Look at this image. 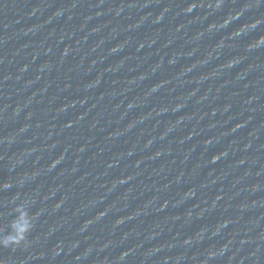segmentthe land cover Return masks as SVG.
Returning <instances> with one entry per match:
<instances>
[{"label": "water", "instance_id": "1", "mask_svg": "<svg viewBox=\"0 0 264 264\" xmlns=\"http://www.w3.org/2000/svg\"><path fill=\"white\" fill-rule=\"evenodd\" d=\"M209 2L0 0V264H264V0Z\"/></svg>", "mask_w": 264, "mask_h": 264}, {"label": "clouds", "instance_id": "2", "mask_svg": "<svg viewBox=\"0 0 264 264\" xmlns=\"http://www.w3.org/2000/svg\"><path fill=\"white\" fill-rule=\"evenodd\" d=\"M224 0H214V2H209L206 6L207 8L213 10V11H219L223 7ZM205 7V4L203 2H193L189 4V6L185 9L186 13L191 14L195 9ZM235 19V17L229 16L227 19L224 20V23L216 24L213 23L209 25L207 31L209 33L213 32L214 30H222L228 27V25L231 23V21ZM260 21L257 20L256 22L245 24L242 27H240L237 31L233 32L230 36V39H236L242 35H245L251 31L256 30L259 25ZM225 46V43L223 40L220 41V43L217 45V48H223ZM264 46V35L260 36L257 40L249 44V49H258L260 47ZM238 61H232L230 62L227 67H232L234 63H237ZM131 107V105H129ZM19 111V109L17 110ZM24 179H21L19 183L22 185L25 182ZM12 187L9 183H4L3 185H0V190L9 189ZM259 185L256 186L254 190H258ZM189 196L193 195V193H188ZM19 199V197H15L13 200V203ZM34 203L31 199H25L18 205H16L13 209V218L11 220V223L9 225V231L7 234H5V231L0 230V247L2 248H12V249H18L21 247H28L30 244L29 237L32 233L34 227H35V221L38 218L37 215H33L30 212V206ZM264 203V202H259ZM203 213H198L197 216H202ZM189 219L192 217V212H188ZM224 227L223 224H219L215 227V230L212 231L211 236L215 237L218 235L222 228ZM209 231L208 228H203L199 232L195 234L194 241L193 240H186L184 243H199L205 238L206 233ZM211 238V237H209ZM264 238V237H262ZM231 241H229V244ZM228 245H225L223 248L219 250H209L208 252V260H211L217 256L223 255L224 251L227 249ZM123 259V256L121 257V260ZM179 259V258H178ZM208 260H205L203 264H208Z\"/></svg>", "mask_w": 264, "mask_h": 264}]
</instances>
